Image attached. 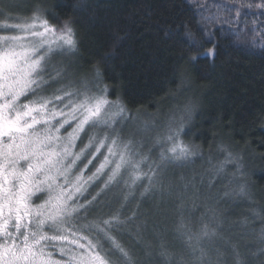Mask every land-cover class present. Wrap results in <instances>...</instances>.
I'll return each mask as SVG.
<instances>
[{"label": "snow or ice", "instance_id": "obj_1", "mask_svg": "<svg viewBox=\"0 0 264 264\" xmlns=\"http://www.w3.org/2000/svg\"><path fill=\"white\" fill-rule=\"evenodd\" d=\"M190 3L144 0L140 14L157 27L137 30L140 51L129 49L126 57L143 68L145 56L155 62L171 51L169 42L183 45L187 67L177 74L184 91H191L185 82L202 58L214 65L227 54L220 29L225 40L251 33L250 46L264 49V21L253 14L250 28L239 27L244 9L264 15V0L216 4L215 13L195 0L199 19L194 12L185 21ZM98 8L97 0L71 8L62 0H0V264H264V215L251 207L257 194L245 179L242 152L221 141L215 151L222 160L212 162L209 145L208 167L191 169L205 155L202 144L183 139L196 127L198 102L186 96L165 111L155 101L152 114L130 107L127 89L141 75L146 84L147 73L110 87L105 80L114 77L105 69L113 57L96 61L81 52L77 17L93 28L115 25L113 52L131 38L116 34L124 31L122 8L108 16ZM229 202L250 207L225 227L221 205ZM246 236L254 248L241 245Z\"/></svg>", "mask_w": 264, "mask_h": 264}, {"label": "trees", "instance_id": "obj_2", "mask_svg": "<svg viewBox=\"0 0 264 264\" xmlns=\"http://www.w3.org/2000/svg\"><path fill=\"white\" fill-rule=\"evenodd\" d=\"M26 2V0H22ZM58 0H48L51 6ZM99 8L96 9L101 16L113 15L116 8L124 10L120 18L119 27L124 31L116 34L124 36L125 31L131 38L124 41V47L119 52H113L112 38L116 26L112 28H93L84 17H77L80 21L78 31L83 38L81 52L86 59L99 61L101 57L111 55L113 58L107 61L105 71L114 79H106L110 87H117L124 83L125 77L136 73H147V83L144 76L138 83L127 89V100L134 110L139 108L147 114L156 111L155 101H159L165 111L172 106V98H185L193 96L199 104L197 113L194 116L193 123L196 127L192 128L189 135L183 137L186 142H192L203 146L204 158L197 159L191 169L208 167L209 145L212 146L213 163L222 160L223 156L215 151L216 143L221 141L232 146L233 151L242 152L245 161V179L251 186L253 192L257 194V199L251 207H256L264 215V160L259 157L264 156V49L250 46L249 41L252 34L249 33L246 38H238L231 34L229 39L225 40L224 31L220 29V42L227 54L221 55L216 59L213 65L212 61L202 58L200 66L192 73L185 82L190 84L191 91H184L181 86V78L177 74L187 65L180 59L183 45L176 42H169L171 51L161 53L160 58L152 62L151 56L143 58V68H138L137 63L127 60L129 49L140 51L139 44L135 42V33L137 30L143 31L145 27L157 26L146 17L140 14V9L144 0H97ZM206 2L213 13L216 12L214 5H229L232 0H201ZM241 0H237V4ZM244 4L257 3L259 0H242ZM71 8L77 3V0H62ZM60 11V10H56ZM182 19L185 21L193 18L195 12L196 19H199V13L196 11L195 0H191L190 7L183 9ZM246 15L242 13L239 27L243 31L245 24L250 28L252 19L264 21V15L261 10L244 9ZM208 13L206 12L205 15ZM234 14V13H233ZM72 15V12L62 14ZM221 17L225 13H219ZM195 24V20H193ZM210 30H216L212 24L208 25ZM151 36V33L148 34ZM257 37V41H259ZM103 61L101 64L103 66ZM175 70V71H174ZM191 73V69H189ZM207 90V95L202 99L200 93ZM173 93L174 95H168ZM117 93H112V98ZM224 125H228L225 127ZM194 134V135H193ZM216 140L213 141V136ZM199 170V169H198ZM231 169H229V172ZM191 174V173H189ZM227 184V179L218 182L217 188H222ZM227 210V218L237 221L242 219L243 214L248 213L250 205L247 203H237L232 206L231 202L227 205H221ZM259 227V220H256ZM254 237L246 236L240 240L241 245L250 243L254 248ZM242 250H244L242 248ZM254 264V262H253Z\"/></svg>", "mask_w": 264, "mask_h": 264}, {"label": "rangeland", "instance_id": "obj_3", "mask_svg": "<svg viewBox=\"0 0 264 264\" xmlns=\"http://www.w3.org/2000/svg\"><path fill=\"white\" fill-rule=\"evenodd\" d=\"M184 100V98L180 97V98H175L174 97L172 98V105H174L176 102H182ZM199 160V159H198ZM193 165H191V167H193ZM200 170V168H198ZM198 169H196L197 171H199ZM189 208H191V204H189ZM201 210L199 211H195L191 217V224L193 226V228H196L199 226V218L201 216ZM233 220L232 219H229L226 217V224H225V227H227V224L228 223H231ZM230 235V233H228ZM169 240H171V236L168 237ZM235 239V237H234ZM229 261H230V257H229Z\"/></svg>", "mask_w": 264, "mask_h": 264}]
</instances>
